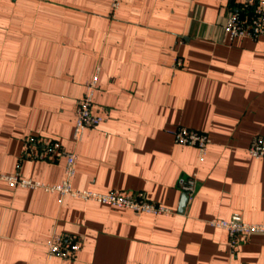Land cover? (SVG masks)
<instances>
[{
	"label": "crops",
	"instance_id": "1",
	"mask_svg": "<svg viewBox=\"0 0 264 264\" xmlns=\"http://www.w3.org/2000/svg\"><path fill=\"white\" fill-rule=\"evenodd\" d=\"M232 2L0 0V176L61 182L66 156L34 155L57 140L77 155L74 188L143 191L170 209L135 211L0 177V264H264V233L232 246L210 223L264 221V157L248 154L264 135V35L226 32ZM96 74L104 120L77 141V100ZM178 125L209 135L204 160L175 142ZM189 176L196 192L180 210ZM58 234L82 239L74 258L47 256Z\"/></svg>",
	"mask_w": 264,
	"mask_h": 264
},
{
	"label": "built area",
	"instance_id": "2",
	"mask_svg": "<svg viewBox=\"0 0 264 264\" xmlns=\"http://www.w3.org/2000/svg\"><path fill=\"white\" fill-rule=\"evenodd\" d=\"M120 2L121 0H112L113 7L117 8ZM223 26L231 37L256 38L264 35V0H237L236 5L230 7ZM181 64V59H178L177 65ZM97 83L98 75L96 74L86 83L84 94L77 100L76 122L73 133V137L77 141L83 137L87 129L98 126L104 120V116L101 113L94 111V94ZM172 134L175 142L197 147L200 158L202 160L205 159L211 141L206 132L186 125H178L172 130ZM31 141H34V139L30 138L27 140L28 145ZM59 153L66 156V176L59 183L50 184L32 178H20L17 175H1L0 177L21 186L39 187L46 191L58 192L61 195L70 194L86 200H95L113 206L130 208L135 211L157 214L170 210L164 205L148 200L143 191L127 192L114 190L103 193L74 188L72 178L75 173L77 155L75 152L64 151L57 140L44 141L41 153L37 152L34 155L49 157ZM248 154L251 157H264L263 134L253 137L248 146ZM180 188L187 194L188 201H190L196 192L195 177L181 178ZM210 223L212 226L228 231L232 246L236 244L241 235L247 236L255 233H264V221L247 222L238 214H235L230 219H212ZM81 246L82 239L79 236L58 234L47 243V256L58 255L67 259L74 258Z\"/></svg>",
	"mask_w": 264,
	"mask_h": 264
},
{
	"label": "water",
	"instance_id": "3",
	"mask_svg": "<svg viewBox=\"0 0 264 264\" xmlns=\"http://www.w3.org/2000/svg\"><path fill=\"white\" fill-rule=\"evenodd\" d=\"M188 201V197H187V194L186 193H183L182 194V197H181V201H180V204H179V209L180 210H183L186 203Z\"/></svg>",
	"mask_w": 264,
	"mask_h": 264
},
{
	"label": "trees",
	"instance_id": "4",
	"mask_svg": "<svg viewBox=\"0 0 264 264\" xmlns=\"http://www.w3.org/2000/svg\"><path fill=\"white\" fill-rule=\"evenodd\" d=\"M234 5H236V3L235 2H232L231 5H230V7H233Z\"/></svg>",
	"mask_w": 264,
	"mask_h": 264
}]
</instances>
